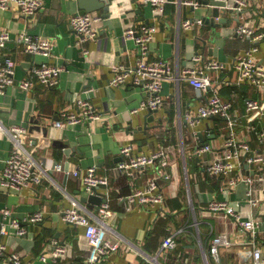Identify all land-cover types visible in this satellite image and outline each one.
<instances>
[{
  "label": "crops",
  "instance_id": "obj_1",
  "mask_svg": "<svg viewBox=\"0 0 264 264\" xmlns=\"http://www.w3.org/2000/svg\"><path fill=\"white\" fill-rule=\"evenodd\" d=\"M123 1L121 17L113 19L116 29L112 31L102 20L98 23L99 37L82 45H76L77 34L70 25L79 8L76 4L70 7V0H44L43 8L35 17L22 15L15 6L7 10L0 8V30L12 33L8 50L18 63L17 80L21 81L35 62L46 61L65 67L58 87H36L23 92L17 83L6 95L0 96V120L6 128L16 123L31 126L33 120H40L38 125L34 124L40 127L32 131L28 129L26 147L42 169L49 168L40 185L20 191L5 187L1 179L13 140L5 130H0V210L11 208L13 217L21 222L35 212L45 213L43 223H29L25 236H18L15 227L7 224L9 234L7 237L0 234V242L7 243L9 251L19 252L28 263L49 264L40 260V255L50 251L52 240L57 239L70 249L66 263L87 264L89 249L84 228L63 222L62 212L65 207L78 203L87 212L96 213L100 204L82 201V197L90 194L83 187L81 178L75 176V171L84 173L95 165L99 174L109 177L112 208L119 212L115 228L122 245L119 252L100 264H208V261L209 264H251L250 252L243 250L245 241L250 239L248 234L242 231L234 218H225L208 210L209 200L216 198L229 201L242 220L251 218L247 185L229 186L222 177L211 176L207 172V164L222 153L224 141L231 132L254 146H264V139H259L258 131L249 128L250 124H256L259 130L264 131V113L261 114L263 117H255L251 122L255 113L247 110V101L259 98L260 94L248 84L226 83L237 78L233 67L236 56L252 45L249 39L236 33L240 23L238 13L223 12L221 22L215 18V24H212L205 21L212 5L191 0L201 3L200 9L195 11L192 5L185 3L186 0H168L165 16L155 21L150 6L141 0L134 4L130 0ZM248 2L250 21L254 20L264 28V0ZM131 8L142 12L128 14ZM143 16L148 23L157 25L148 59L169 62L173 75L182 79L168 78L164 82L163 105L155 118L147 122L148 129L138 130L145 124L147 112L132 114L131 110L147 98L146 92L132 83L113 88L110 82L114 63H123L130 68L136 65L138 59L134 44L125 39L124 33L127 28L140 27L144 22ZM190 18H202L205 24L191 29L182 28L183 21ZM26 26L31 27L32 33L52 39L55 43L54 57L32 58L24 52L18 36ZM260 46L258 60L264 66V42ZM86 50L89 52L87 55ZM196 54L203 57L202 62L194 61ZM212 60L226 64L221 71H210V75L219 93L233 100L232 118L197 120L195 125H191L186 119L187 113L196 117L197 108L205 104L209 93L197 90L183 74L188 68H199ZM225 87L229 88L226 89L229 94L224 93ZM245 87L244 95L242 88ZM83 97L94 104L101 117L83 120L66 128H55L53 122L60 117L61 110L79 115L77 103ZM46 126L48 129L44 131ZM58 141L70 144L76 152H66ZM206 143H212L214 151L207 152L204 157L194 155V147ZM123 145H132L135 152L147 155L161 147L169 149L171 176L169 179L159 177L165 195L164 206L153 204L147 208L135 204L132 210L127 209L125 197L147 186L153 177L154 167L140 170L135 177L113 171L112 168L126 159L120 150ZM57 164L63 165L62 171L52 169ZM250 173L254 171L250 170ZM253 198L264 203V181L254 187ZM257 218L264 225V211L259 212ZM226 234L234 246L222 249L221 262L215 261L209 256L211 240ZM257 235L264 254V229ZM168 236L177 241L173 251L162 248ZM155 257L157 261L153 260ZM0 264L12 263L7 257H0Z\"/></svg>",
  "mask_w": 264,
  "mask_h": 264
},
{
  "label": "built area",
  "instance_id": "obj_2",
  "mask_svg": "<svg viewBox=\"0 0 264 264\" xmlns=\"http://www.w3.org/2000/svg\"><path fill=\"white\" fill-rule=\"evenodd\" d=\"M141 1L150 6V12L155 21H159L165 16L168 0ZM185 3L192 5L195 11L198 8L200 9L201 3L191 0H186ZM209 3L212 7L218 6L225 10L232 9L236 11L240 20L236 27V33L252 42L250 47L236 56L237 58L233 63L237 78L228 80L226 83L232 82L237 86L248 84L255 87L260 94L259 98L247 101V110L250 113H255L251 120V122H254L255 117H263L261 114L264 113V66L258 60V54L261 50L260 45L264 42V28L256 24V21H250L248 0H210ZM11 6L18 8L22 15L35 17L43 8L44 0H0L1 9L7 10ZM247 17H249V20H246ZM100 21H102V17L98 13H78L73 16L70 25L77 34L76 45H82L87 40L95 41L100 35L98 27ZM204 24L205 21L202 18H190L185 19L181 27L191 29ZM30 26L23 28L18 36V42L23 45L24 52L32 58L37 56L54 57L55 43L52 39L43 34L32 33V26ZM156 32L157 25L154 22H143L140 27L136 25L127 28L124 36L127 41L134 44L138 59L136 65L130 68L123 63H114L111 66L112 79L110 85L113 88L132 83L146 92L147 98L142 100L137 107H133L132 114H138L139 111L151 112L160 109L165 101L163 94L164 82L168 78L182 79L181 76L176 77L173 75L169 62L163 59H148L150 43ZM11 40L12 33L10 30H0V96L6 95L8 90L15 87L17 83L23 92H30L36 87L51 89L59 86L60 74L65 67L56 66L46 61L35 62L31 68L26 70L24 78L21 81L17 80L18 63L8 50V43ZM88 53L86 50L85 54ZM193 58L197 63L203 61V57L198 54ZM225 67L224 62L212 60L199 68H188L184 71L183 77L187 78L197 90L209 93L205 104L197 108L196 117L191 113H187L186 119L191 125H195L197 120L212 117L232 118L233 100L224 98L219 93L217 87L213 84V77L210 75V71H221ZM77 107L80 111L79 115L75 112L61 110L60 117L53 122V126L61 129L66 128L68 125H77L83 120H96L101 117L94 104L86 97L79 98ZM249 128L257 130L259 139H264V131L259 130L256 124H250ZM28 129V125L24 126L17 123L6 128L0 120V130H5L13 140V147L5 160L1 179L2 184L8 189L13 188L20 191L27 187L40 185L48 173L47 169L49 168L42 169L27 150L26 133ZM214 149L212 143L196 145L194 155L204 157L207 152L214 151ZM120 150L126 159L112 168L113 171L126 172L131 177H135L140 170L154 167L153 177L149 179L147 186L140 187L133 194L125 197L128 204L127 209L132 210L135 204L147 208L153 204L164 206L165 195L159 184V177L169 179L171 176L172 158L169 149L161 147L150 155L135 152L132 145H123ZM52 169L62 171L63 165L57 164ZM250 170L254 173H250ZM207 172L211 176L222 177L232 187L241 183L247 185L246 195L252 211L250 219L242 220L237 209L229 201L216 198L209 200L208 210L212 213H220L225 218H234L242 231H245L250 237L249 240L245 241L243 250L250 252L251 264H264V254H262L259 247L257 237L259 228L263 225V221L261 222L257 218V214L264 211V203L253 198L254 187L257 183L264 181V146H254L250 141L240 140L231 132L224 141L222 153H219L208 162ZM75 176L81 178L83 187L90 195L100 196L102 201L95 214L87 212L83 205L71 204L64 208L62 220L73 227L84 228V237L89 249L87 264H100L108 256L119 252L122 248L121 236L115 228V221L119 212L112 208L113 197L110 180L107 175L99 174L95 165L88 167L84 173L75 171ZM0 215V218H2L0 220V234L2 237L8 236V225L15 227L18 236H25L28 234L29 223L41 224L45 220L43 211L35 212L22 222L13 217L11 208L0 210ZM52 245L53 248L50 251L40 255V260L46 263L49 262V264H61V262L68 264L65 262L70 255L68 245L57 239L52 240ZM233 246L234 244L227 234L215 236L211 240L209 256L215 261L221 262V250ZM176 247L177 241L173 236L166 237L162 244V248L167 251H173ZM0 257H7L12 264H31L23 260L19 252L9 251V246L3 241L0 242ZM153 260L157 261V257Z\"/></svg>",
  "mask_w": 264,
  "mask_h": 264
},
{
  "label": "water",
  "instance_id": "obj_3",
  "mask_svg": "<svg viewBox=\"0 0 264 264\" xmlns=\"http://www.w3.org/2000/svg\"><path fill=\"white\" fill-rule=\"evenodd\" d=\"M136 0H130V2L132 4L135 3ZM202 3H204V5L210 6V0H201ZM72 4H76L79 8V13L80 14H85V13H100L102 20L105 21L106 24H108L111 27V30L113 31V29H116L115 24H113V19L115 18H120L121 17V9H123L122 7L124 6V1L123 0H70V7ZM137 12V13H141V9L137 10L134 8H131L130 11H127L128 14H131L132 12ZM225 13V12H231L233 13L234 11L232 9H222L218 6H210L209 8V14L205 16V21L207 23H212L215 24L214 19L218 18V20H222L221 17V13ZM221 17V18H220ZM211 19V20H210ZM142 20L146 23H148V20L145 19V16H143ZM221 22V21H220ZM157 113V110L155 111H151V112H147V115L145 116V124L143 126H139L138 130H146L148 129V125L147 122L151 120H153L155 118V114ZM213 119H217V117H212ZM33 124L31 126H29V129L35 130L40 126H34V124L36 123L37 125L40 123V120H33ZM48 129V127L46 126L44 128V131H46ZM60 141H58L59 143ZM60 145H64V150L66 152H76V148L70 146V144L66 143V142H60ZM204 145V144H203ZM248 167V166H247ZM82 201L83 202H91L94 204H100L102 199L99 196H95V195H90L88 197H82ZM264 229V225H262L261 228H259V231H262Z\"/></svg>",
  "mask_w": 264,
  "mask_h": 264
},
{
  "label": "trees",
  "instance_id": "obj_4",
  "mask_svg": "<svg viewBox=\"0 0 264 264\" xmlns=\"http://www.w3.org/2000/svg\"><path fill=\"white\" fill-rule=\"evenodd\" d=\"M225 90H224V93L225 94H229L227 91L229 90V88L228 87H225L224 88ZM226 89H228V90H226ZM242 93L245 95L246 94V87L245 88H242Z\"/></svg>",
  "mask_w": 264,
  "mask_h": 264
},
{
  "label": "rangeland",
  "instance_id": "obj_5",
  "mask_svg": "<svg viewBox=\"0 0 264 264\" xmlns=\"http://www.w3.org/2000/svg\"><path fill=\"white\" fill-rule=\"evenodd\" d=\"M17 78H18V69H17Z\"/></svg>",
  "mask_w": 264,
  "mask_h": 264
}]
</instances>
